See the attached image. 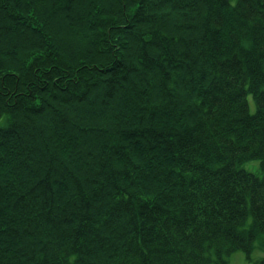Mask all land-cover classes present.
I'll list each match as a JSON object with an SVG mask.
<instances>
[{"label":"trees","instance_id":"trees-1","mask_svg":"<svg viewBox=\"0 0 264 264\" xmlns=\"http://www.w3.org/2000/svg\"><path fill=\"white\" fill-rule=\"evenodd\" d=\"M254 249L264 0H0V264Z\"/></svg>","mask_w":264,"mask_h":264},{"label":"rangeland","instance_id":"rangeland-1","mask_svg":"<svg viewBox=\"0 0 264 264\" xmlns=\"http://www.w3.org/2000/svg\"><path fill=\"white\" fill-rule=\"evenodd\" d=\"M247 99L251 113H255L256 104L252 95L249 94ZM246 168L248 169V171L257 173L260 170V163L258 161L247 163ZM263 258H264V251L262 250L259 251L257 249H254V251L251 254V260H249L247 258V255L242 251H238L231 254L228 257V260L230 264H256L258 261H260Z\"/></svg>","mask_w":264,"mask_h":264},{"label":"bare ground","instance_id":"bare-ground-1","mask_svg":"<svg viewBox=\"0 0 264 264\" xmlns=\"http://www.w3.org/2000/svg\"><path fill=\"white\" fill-rule=\"evenodd\" d=\"M17 24L20 26L18 30H20V32H22L24 35H28L30 33L31 27L34 25V20L27 17L26 26L21 21L17 22Z\"/></svg>","mask_w":264,"mask_h":264}]
</instances>
